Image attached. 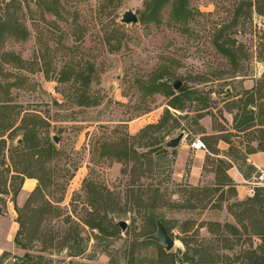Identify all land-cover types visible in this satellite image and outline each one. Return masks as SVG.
<instances>
[{"label": "rangeland", "instance_id": "rangeland-1", "mask_svg": "<svg viewBox=\"0 0 264 264\" xmlns=\"http://www.w3.org/2000/svg\"><path fill=\"white\" fill-rule=\"evenodd\" d=\"M258 1L187 0L192 14L188 21L175 22L166 7L159 24L140 20L147 0L5 1L2 7L8 4L29 36L0 40V104L10 101L15 107L0 113V140L7 141L3 151L7 165L0 166L4 177L0 182L6 181L11 193L2 197L7 207L0 216V264H10L27 252L15 244L17 209L24 207L37 188L41 192L33 196L31 208L48 212L40 230L51 234V230L75 229L79 223L87 249L83 256L73 258L67 250L44 251L45 243L36 241L30 252L44 256L46 264H129L132 260L140 264V259L150 264L156 250L142 249L139 244L157 231L148 219L152 211L175 240L172 253L184 252L182 239L189 237L193 247L208 248V264H254V250L256 257L264 255V243L252 233L264 227L257 222L263 216H239L242 208L237 205L251 197L235 181L236 196L227 189L222 192L210 172L218 160L226 165L233 160L224 142L217 145L219 156L211 155L214 136L219 134L230 140L233 155L241 157L237 166L243 175L255 181L257 174L255 167L246 165L245 148L256 144V139H250L258 138L260 129L240 132L237 123L250 95L255 92L257 98V82L264 73V15L259 14L264 11V0ZM128 10L137 14L138 24L120 22ZM216 41L234 42L235 63L217 50ZM80 65L88 74L92 71L88 85L58 82L60 71ZM159 77L180 80L183 88L194 92L186 102L194 114L180 123L187 128L182 141L190 144L201 138L207 145L202 171L192 165L196 152L187 147L180 162V145L163 146L179 136V129L168 134L150 130L151 138L143 143L148 146L129 140L128 147L138 153L136 159L117 162L102 155L123 150L128 135H138L159 122L170 100L162 91L150 93ZM199 96L201 100L193 101ZM78 97L94 104L80 106ZM262 107L264 100L250 105L254 112ZM196 110L202 111L203 127L192 123L197 120ZM24 127L34 130L41 142L52 143L56 153L49 161L34 164L30 169L38 178H32L34 187L23 184L15 197L13 192L21 185L9 155L22 140ZM15 160L17 168H23L25 157ZM7 168L10 171L4 172ZM260 183L256 192L262 188L259 192L264 195V180ZM90 197L101 217L114 224L125 221L126 230L117 226L114 235H101L81 223L91 211ZM59 199L63 200L59 203ZM49 205L60 208L62 215L53 219ZM69 216L71 226L65 223ZM39 221L40 215L34 213L32 231ZM228 224L247 229L240 228L241 234L233 235Z\"/></svg>", "mask_w": 264, "mask_h": 264}, {"label": "trees", "instance_id": "trees-1", "mask_svg": "<svg viewBox=\"0 0 264 264\" xmlns=\"http://www.w3.org/2000/svg\"><path fill=\"white\" fill-rule=\"evenodd\" d=\"M6 0H0V40L5 39L7 36L14 37L21 40H26L29 36V32L22 27L21 24L18 23L13 18V14L10 13V9L8 4H6L5 7H2ZM263 0H259L258 2L261 3ZM169 7L171 10L172 18L177 23H185L189 20V18L192 16L190 10L188 9V3L187 0H147L146 2V9L141 15V22L147 23V22H155L159 24L161 21V13L166 8ZM55 13V12H54ZM57 14V13H56ZM260 15H264V11L260 10ZM225 28H222L220 30L221 35H223ZM233 43H229L226 41L223 42H215V46L217 50L226 57L231 63H235L236 61V49L233 46ZM19 59V58H18ZM19 61L22 63V60L19 59ZM87 68H84V66H76L72 67L69 66L65 68V70H62L59 72V79L58 82L62 83L65 81H72L73 84H79L81 85V82L85 83V85H88L91 81V73L89 71V74L86 72ZM165 77H159L156 81L152 82L149 90L150 93H160L161 91L165 93V95L170 98L167 108L165 109L164 115L161 117L159 122L157 124H150L146 126L144 129L140 131L138 135L131 136L128 135V139H125V147L123 150L119 151L116 150L114 153L108 151L103 152V157L112 159L117 162H123V161H130V159L134 158L136 159V155L138 154L136 150H131L127 143L129 140L137 141L139 140L141 145L148 146V144H143L145 140L148 138H151L149 135V131L152 129H156V131L161 133H170L173 130L179 129V133L187 132V128L184 126L182 127L180 121L185 120L189 117H191V114H194L193 111L187 110L186 102H190L192 100V94L194 92H190L186 90V88L181 87L177 92L172 90V85L164 81ZM9 86H12L9 84ZM1 87V84H0ZM80 91L79 89H76V92L78 93ZM257 98H255L256 93L253 92L250 95V98L245 102L246 106H244L240 120L237 123V130L240 132L245 133H253L252 131L256 129H260L258 131L259 135L258 138L253 137L252 141L255 139V143L258 145L255 149L254 147H249L247 154L256 153L258 151L264 152V108H257V110L251 111L250 105L254 104L256 102H261L264 100V73L262 77L257 82ZM82 98L81 96H79ZM78 97V98H79ZM84 97V96H83ZM79 98V105L80 106H87L92 105L94 102H90L88 99L86 100H80ZM201 100V97L195 98V100ZM10 101H5L3 104H0V113L1 115L3 113H9L10 111L14 110L15 107L10 105ZM171 110L179 111L182 113L187 112L185 115H177L176 113H173ZM202 111L196 110L195 122H192L193 125L202 126L200 124V121L202 120L203 116L200 114ZM19 115V113H17ZM25 121V116L22 118V122ZM198 121V122H197ZM203 127V126H202ZM25 131V134L21 141L18 142V145L15 148H12L9 155V161L11 162V166H14L16 170L14 172L17 174L15 175V179L20 180L21 187L13 192V196H17L22 189V185L24 184L25 179H32L36 178L30 173V169L34 166V164L41 165L43 162L49 161L53 154L56 153L55 147L50 142H41L40 139H38L36 133L34 130H29L27 128H22ZM252 135V134H251ZM253 136V135H252ZM214 138L216 139V145H212V151L211 155H218V144L221 140L225 141L230 145L229 139H223L219 137V135H215ZM166 143H164V147H166ZM7 144V141L2 139L0 140V166H6V155L3 154V151L5 149V146ZM162 144V143H161ZM230 145V149H231ZM164 148V149H165ZM164 149L163 152H164ZM166 151V150H165ZM230 155L234 156L237 160H240L241 157H238V155H233V152L230 151ZM149 156V155H146ZM16 157H25V164L23 165V168H17V163L15 158ZM131 159V160H132ZM246 161V158H245ZM224 161H219L215 166H213L212 170L210 172L214 173V179H215V186L219 187L220 190L223 192L225 189H227V193L230 195L236 196V186L233 181V179L228 175L227 171L232 167L231 162L229 164H225ZM254 169V168H251ZM10 171L9 168L4 169V172ZM3 172H0V177L4 179L2 176ZM38 179V178H36ZM6 181L2 180L0 182V216L4 214L5 208L7 207V202L4 198H2L5 195L11 194L8 188L6 187ZM261 190H258L254 197L246 199L244 202H240L237 206L242 208V211L239 216L241 215H249L250 217L256 216L258 214L259 216H263L261 220H257L258 223L264 224V195L260 193L262 188H259ZM65 188H63V191ZM208 192V190H205ZM260 191V192H259ZM41 192V188L35 189V191L32 193V196L28 199L26 204L23 208L17 209L18 210V220L17 223L19 224V230L15 236V244L24 250H27L26 254L23 257H16L14 262H11L10 264H46L45 257L44 256H38L30 252V247L32 244L36 241H40L45 243L46 247L44 248V251L55 248L59 249V251L67 250L69 257H80L83 256L86 253V245H85V239L81 235V231L79 229L80 224H77V227L74 229L73 227L66 228L65 230L54 232L51 230V234L49 232H44L43 230H40V224L45 222V215L47 212V208H40V210H33L32 207V198L33 196ZM59 203L63 199H59ZM15 201V200H13ZM89 206L91 208V211L88 212V217L85 220H80L81 223L88 226L89 228L93 230H97L101 235H114L118 231V227L113 222H107L105 218L101 217L99 215V211L96 210V202L93 198H88ZM49 208L52 209V211L49 210V212L53 215V219L58 218L62 215V211L60 208H54L53 206L49 205ZM34 213H37V215H40V221L39 226L37 227V230L32 231L31 229V218ZM236 216V217H239ZM148 219L151 223L155 224V220H160L164 225L165 222L163 219L159 217L155 213V211L149 212ZM71 218L70 216L66 218L65 223L70 224L71 226ZM189 222H186L185 225H187ZM156 225V224H155ZM233 235H240L241 229H247V226H241L240 228L234 225H226ZM185 233V232H183ZM187 233V232H186ZM253 236L258 237L262 243H264V227L260 229V231L252 232ZM148 237V236H147ZM182 243L184 244L185 250L184 252L179 253H172V252H166L162 245L159 243L145 239L142 242H140V246L142 249H150L154 248L157 252L156 258H153L149 261L150 264H208L207 263V255H208V248L201 244L198 247H193L191 245V240L189 237H186L182 239ZM258 249V248H257ZM261 249V247H260ZM252 254L255 255L256 261L253 260L254 264H264V255L256 257V250H254ZM134 255H132V259ZM5 258V254L3 255L1 261H3ZM135 261V260H134ZM145 260L140 259V264H144ZM3 263V262H0ZM135 262L129 263L134 264Z\"/></svg>", "mask_w": 264, "mask_h": 264}, {"label": "crops", "instance_id": "crops-1", "mask_svg": "<svg viewBox=\"0 0 264 264\" xmlns=\"http://www.w3.org/2000/svg\"><path fill=\"white\" fill-rule=\"evenodd\" d=\"M215 135H219V134H215ZM224 139V138H223ZM220 142H224L225 141L221 140ZM219 142V143H220ZM227 144V149L228 152H230V145L228 143ZM257 144H254L252 147H254L255 149L257 148ZM187 147L190 149V144H186L184 141H182V143H180V150H179V160L178 161H183L184 160V155L186 154V150ZM192 150V149H191ZM194 151V150H192ZM248 149L245 148V155H246V165H248V168H256V177L258 178L261 176V174H264V152L258 151L256 153H252V154H247ZM196 152V156L195 159L193 160V167L196 170L202 171L204 169V163H205V155H203V153H205L206 151H194ZM229 156L232 157L233 160H231V164L232 167H230V169L227 171L228 175L233 179V181H235L236 183H238L240 186H238L239 188L245 189L247 195L249 196V183L254 182L253 180L248 179L249 177H246L243 175V173L241 172V170L238 169L237 163L240 162V160H237L234 156L228 154ZM219 156V155H218ZM254 168V169H255ZM260 183V182H259ZM29 186L31 188H33V180L32 179H27L24 183V187ZM240 191V190H239ZM241 197V194H239Z\"/></svg>", "mask_w": 264, "mask_h": 264}, {"label": "water", "instance_id": "water-1", "mask_svg": "<svg viewBox=\"0 0 264 264\" xmlns=\"http://www.w3.org/2000/svg\"><path fill=\"white\" fill-rule=\"evenodd\" d=\"M120 22L126 25H136L139 22V18L135 12L128 10L122 15ZM164 81L171 84L175 91H178L182 87V81L180 80L165 78ZM184 137L185 134L183 132L180 133L178 137L169 140L166 143V147L171 149L177 148ZM54 141L56 143L58 142L57 139H54ZM155 224L157 227L156 233L146 237V239L159 243L166 252H172L176 244L175 240L170 236L166 226L160 220H155ZM116 225L120 227L122 231H125L127 228V223L125 221L118 222Z\"/></svg>", "mask_w": 264, "mask_h": 264}, {"label": "built area", "instance_id": "built-area-1", "mask_svg": "<svg viewBox=\"0 0 264 264\" xmlns=\"http://www.w3.org/2000/svg\"><path fill=\"white\" fill-rule=\"evenodd\" d=\"M190 149L194 151H208L207 145L204 140L201 138H195L191 143H190ZM264 180V174L262 173L260 177L255 178V181L252 183H249L248 185L251 186L249 188V197H254L256 194V186L260 185V181Z\"/></svg>", "mask_w": 264, "mask_h": 264}]
</instances>
